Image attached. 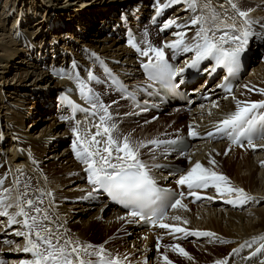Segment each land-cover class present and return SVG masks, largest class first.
Instances as JSON below:
<instances>
[{"label":"bare ground","instance_id":"bare-ground-1","mask_svg":"<svg viewBox=\"0 0 264 264\" xmlns=\"http://www.w3.org/2000/svg\"><path fill=\"white\" fill-rule=\"evenodd\" d=\"M11 1L12 2H9V6L12 9L9 7L8 10H5L7 13L5 14L4 21L2 20V18H4L2 17L3 14H0V133L3 137L1 139L0 136V164L2 165H0V177L3 174L8 176L3 183L0 193H3L5 188L11 190L7 194V203L13 204V207L7 209L8 213L11 215L17 211L15 207V198L18 193L25 192V184H27V196L24 197V199H32L35 206L45 210V212L42 213H35L31 211L30 208L26 207L25 210L29 211L30 215H36L42 220L43 215L46 214L49 219L46 221L42 220V222L50 227L54 233H59L65 238L79 240L81 243H90L93 245L104 244L110 255L121 258L127 256L129 264H149V262L153 264H166L163 256H167L168 260H170L171 256L169 255L156 256L154 260H147L148 262L142 261L145 256L151 254L149 253L151 250L149 248L150 241L156 240L155 237L159 235L164 236L163 242L165 243L169 242L170 236L189 238V243H182L184 248L188 247L190 251L196 248L199 251L200 255L198 256H193L189 252L188 255L191 259L183 256L182 260H184V262L181 261V258L176 259L175 257L177 255L174 253L175 251L171 250L172 252L170 251V255H172V258L175 260L174 264H214L216 260L225 257L228 258L229 264H261V262L264 261V253L257 254L255 257H251L250 254L264 242L257 239L255 243H253L254 237L264 235V206L257 208L259 204H264V164L261 163V161H264V147H260L264 145V141L262 143H253L257 146L255 149L249 148L247 146L248 144L243 147H234L236 148L235 152L241 155L240 161L243 162V168L248 172L246 173L247 175L242 178L236 176L237 181L240 183L239 188H243L246 193L254 197L253 200L247 201L244 204L234 205L227 203V200L234 199L235 197L231 198V195H235V193H224L221 195L217 193L215 187L209 192H200L197 191V189L200 188L189 190L186 185H182L184 195L179 199H181L182 204L186 205V207L171 208L163 221L164 223L187 229L189 232L210 231L215 233L216 237L194 235H187L185 237L183 233H174L171 229L160 228L156 224L147 231H139L133 223L130 222L134 220L132 217H128L125 211L117 208L115 204L107 202L106 199L102 200L103 203L101 206H95L88 202L84 203V201L76 200L77 198H82L81 193L85 191L91 193L93 189V185L88 183L87 174L83 173L85 165L77 160L73 151V141L76 139V136L73 134L72 129L76 126L72 125V121L73 119L77 121L79 118L77 115L71 116L68 114L64 120L56 121V114L53 113V115H51L50 113L52 111V99H54L57 92L61 90V88L57 87L63 84H68L72 87V85L74 86L75 80L72 79L71 83L67 81V78L71 79L70 76L54 79L45 70L46 64H44L42 65V70L46 72L52 81L48 80L46 79L44 71H36L39 67H32L31 63L19 59V57L26 58L24 55L26 51L35 49L36 52H39L42 50V54H45V58L42 60L43 64L46 63L48 55L46 51L49 49L52 50L54 56L53 66L61 63L64 66H68L74 63V55L83 62L84 59L88 58V55L95 54V59H103L115 70L121 71L122 74L127 72L124 78L128 79V84H134L136 81L139 82L137 77L134 78L140 74L139 65L137 64L138 59L142 57L144 60H148V58L138 55L140 53L137 51L133 52V49L130 48V45H128L125 39L124 31H121L123 25L117 28L116 24H114V20H116L114 18L118 17L120 11H122L123 14L133 15L132 19L136 15L141 14L136 19V21H140L147 10L153 8L154 12L152 13L150 21L151 24L153 17L156 15L155 9L157 0H79L77 6L73 5L77 0H64V3L60 0ZM101 1H105L103 2L104 5L98 7L97 10L88 11L86 13H80L79 10H77L79 7L83 6L86 8L87 5ZM160 2L163 3L164 0H160ZM233 2L238 5L240 10L248 11L250 18L256 21V23L252 25L253 31L264 32L261 31L258 26L256 27L257 23H259L260 26L264 23V0H233ZM123 3H125V5H122ZM197 3L198 6L195 11L188 9L187 5L183 2L179 3L181 5L174 4L169 7L172 10H170L166 18L167 20L176 19L179 24L187 25L183 30L187 32L188 41H191V38L195 35L199 27L198 25L194 26L190 24L191 19L195 16L204 15L209 17V22L206 26L214 27L210 19L209 10L204 7L205 4H210L219 14V18L215 22L216 24H219L220 21H225L228 24L235 21L237 27L242 25V20L238 17L236 11L232 9L229 0H197ZM115 8H118V10ZM169 8H166L157 18L159 22L157 36L150 37L149 42L151 44L160 40L159 31L166 19L163 22L161 20L164 18ZM3 11L2 13H5ZM116 11L119 12L118 15L113 16ZM14 12L16 13L14 14ZM52 12H54L57 17H55L57 19L55 23H53L54 16H51ZM69 12L74 14H71L73 16L70 21H66L64 17H68ZM188 13L189 17L187 16ZM47 20L50 21L48 28L45 26ZM59 22H61V25H57ZM125 23L131 25L130 22ZM22 28L26 29L21 30ZM41 28L42 33L34 36L33 32ZM16 30L17 32L14 33ZM178 30L179 29L176 27L170 28L165 38L166 41L175 39L176 37L173 36V32ZM258 32L254 33L257 35L259 34ZM96 33L101 35L95 37L94 35ZM118 33L121 34L118 35ZM137 34L139 36L138 43L141 46L140 41L143 39L144 33L139 32ZM219 34L221 33L218 32L217 35ZM66 35L68 38L65 37ZM110 35H112V37ZM74 37H76V39ZM73 40H76V43H74ZM8 42L9 44L11 43V46H8L9 48L6 47V45H9ZM257 42L258 40L254 38V36L251 37L246 50L247 54H243L248 64L253 63L250 65V80H248L250 83L239 85L233 94H217L216 91L213 92V87H215L214 82L212 85L207 84L203 87L204 82L207 81L205 75L208 74V72H206L204 80L200 82H196L197 80H195L194 87L192 86L188 89H192L193 92L202 89L203 93L204 89H209L206 93L213 96L210 102H206L202 99L199 103L195 100L194 102L196 103H192L193 107L189 111H184L183 106L175 105L171 107L172 109L169 113L160 115L159 119H169L173 121V123L174 121L176 122L180 119L184 120L185 118L184 121L182 120L185 125L184 128L178 127L169 130L183 129L184 131H189V127L191 126L198 135L190 139L192 145L189 151L187 149L183 155L171 154L172 151H167V155L166 152H158L155 150H153L154 152H150L149 156L144 159L148 165L158 162H172L183 165L185 160L187 162L186 170L177 176L171 177L165 172H162L161 168H158L157 171L151 168L150 171L153 176L157 177V179H161L167 185H174L179 177L184 175L197 161L205 168L209 167V169H212L209 165V160L211 159L214 160L215 163H218L216 160L217 154L221 151L224 152V149L228 146L230 148L231 145L226 142L214 143L212 141L200 139L203 136L205 137L207 132L215 129L219 122L228 114L236 110V101L249 100L247 96H242V91L240 89L242 86L245 88V85H247L248 88H245L247 91H249V88L254 91L253 89H257L258 86L264 88V56L258 55L257 52H254L253 48H251V44ZM61 43H65L61 46L62 48L60 47ZM49 44L52 46H49ZM162 46L163 45L160 43L154 45V47ZM87 48L93 51L89 53L87 52ZM58 53H62V55H59L57 58ZM165 53L166 55H171L172 50L166 48ZM194 55V52H180L176 55L175 61L181 56L179 61L184 58L182 63L185 64V62L190 61ZM252 57H254L253 62ZM169 59L171 60V58ZM60 60H62V62H59ZM30 61L33 62L34 65L39 64L35 59H31ZM35 62L37 64H35ZM89 62H93V60ZM203 63L204 61L201 62V65ZM207 63L205 64H207V68L210 69L212 63ZM204 65H202V67L206 66ZM16 69L23 70V72L15 73L14 71ZM245 70L246 67L244 66V71ZM194 73H196L195 68H185V71L182 73L181 82L184 83L187 80V84L179 87L186 89ZM240 76L242 77V73ZM174 79L178 80L179 78L177 76L174 77ZM140 81H143V79H140ZM144 81L146 80L144 79ZM25 90H31L32 92L36 91L39 93V97L30 96V93L24 92ZM52 90H56L53 96L49 93V91L52 92ZM42 93L49 94L45 96L42 95ZM12 95L14 96L12 97ZM233 97H235V99H233ZM105 98L106 101L110 103L111 107L117 109V112L123 111V108L118 106L119 103L114 104L110 100L108 91L105 94ZM121 98L125 100L123 96H121ZM263 98L264 96L249 101H258ZM146 102L150 103L151 101L147 100ZM174 102H176V100H174ZM126 103V107L133 110L135 109L134 112H131L135 115L128 113L126 117H120V115L111 116L112 120L110 123H115V121L126 123L122 126L124 130H126L125 136H129L132 140L133 135L130 136L128 134L127 124L134 122L136 118H146L150 111L140 109L129 102ZM214 103L217 105L216 107H213ZM88 106L91 107L90 104H88ZM135 107L140 109V111ZM261 110L262 109H260V111ZM98 111L101 115L103 114L100 110ZM42 115L43 118H40L42 124L39 126L36 121L38 117ZM141 115L143 116L140 117ZM130 117L134 119L129 120ZM28 118H31L28 121L29 124L27 122ZM81 119L88 124L79 123L81 135L87 138L89 134H95L97 131L95 125L99 123V117H96L97 120L93 123H89V120L85 117H81ZM26 123L28 124L27 127H25ZM157 131L155 134L151 133L145 135V138L150 139L153 134L157 136L168 130L161 129ZM12 134H14L15 137L20 135L21 144L18 146L16 144L14 146ZM118 134L121 137H119ZM114 137L122 140L124 134H122L121 127L117 128L114 132ZM97 139L103 141L106 138L101 136L97 137ZM154 139L159 140V138ZM193 139H196V141L193 142ZM68 140L70 144L67 148H64L62 152L55 150L59 144L64 141L67 142ZM26 144L30 145V150H26ZM100 147H103V144H101ZM46 148L49 150L48 153H46ZM245 149L253 152L252 159L245 156L244 153L246 152H243ZM31 153L32 155H29ZM5 155L6 158L2 160ZM27 155L33 157L30 159V165H26L27 161L24 159V156L26 158ZM70 155H72L73 158H71ZM62 160H65L66 166H60L59 169L54 170V164H61ZM231 160L232 157H228L222 163H226L227 166ZM258 164H261V169L256 168ZM238 165L240 164L238 163ZM21 171L24 172L21 173ZM256 172H259L258 177L256 176ZM9 175L12 176V181H10ZM17 179H19L20 183L14 185V181ZM261 183L263 184L261 185ZM188 191L195 192L199 196H202L201 200L204 201L195 206L193 205L195 198H192L191 203H189L186 200V196L189 193ZM49 192H51L50 196L47 195ZM96 192L99 193L98 190ZM209 197L212 199H209ZM41 200L43 201L42 204L40 203ZM219 204H221L220 207H218ZM242 205L246 207L244 211L239 209ZM194 207H196V210L192 211L191 209ZM0 211H3L2 207H0ZM106 211H109V213H104ZM192 212L194 213L192 214ZM174 216H179L181 219L174 220L172 219ZM119 217H125L126 219L121 220ZM16 219L22 221L24 218L18 216ZM184 221H187V223H184ZM100 230L104 233V238L101 240L102 242H90L92 241V235H101ZM17 231H27V229L23 227L22 223L9 225L8 217L0 215V259L4 261V264H19L21 260L31 259L30 253L22 251L25 240L24 237L15 235ZM154 231L158 232L157 236L150 237ZM110 233H118L119 239L117 241L108 242L107 236ZM139 233H143L141 235L143 236V242L141 244ZM221 239L227 242L220 243ZM105 241H107V244H105ZM245 242H248L251 247L241 248L240 246L245 244ZM144 248L147 250L143 251ZM233 248H240V251L233 256H229ZM90 259H95V257H91Z\"/></svg>","mask_w":264,"mask_h":264},{"label":"snow or ice","instance_id":"snow-or-ice-1","mask_svg":"<svg viewBox=\"0 0 264 264\" xmlns=\"http://www.w3.org/2000/svg\"><path fill=\"white\" fill-rule=\"evenodd\" d=\"M185 3L188 9L195 11L198 3L197 0H164L163 3L157 0L156 15L160 16L166 8L174 4ZM229 3L242 20V25L237 27L235 21L228 24L225 21H220L219 24L215 22L219 18V14L211 7L210 4H205V8L209 10L210 19L214 27L206 26L209 22V17L204 15L195 16L191 19V25H198L195 35L191 41L187 39V32L183 29L187 25L179 24L176 19H168L161 27L163 32L166 29L176 27L178 31L173 32L176 37L173 40L166 41L162 47H154L148 44L146 48H141L134 38H130L128 43L141 56L147 57V63L142 67L147 70L150 80H159L165 83L166 87H176L170 85L169 82L173 77H177L185 71V68H198L202 61L211 59L215 63L211 69H205V72H215L216 68L223 66L227 68L230 74L238 71L241 64V57L246 52L249 40L256 35L252 29V25L256 23L250 18L248 11H242L238 5L229 0ZM155 20V17H153ZM220 32L221 34L217 35ZM171 49L173 52V59L180 52L188 53L194 52L195 55L190 61L185 62L184 68H175L169 63L165 49ZM94 74L89 71L88 80H95ZM228 77L225 78L227 81ZM113 83L118 81L113 79ZM81 92H85V85L79 82ZM224 87L229 93L232 91V85L225 83L218 85ZM245 88H248L245 85ZM249 91L252 89L249 88ZM126 91V90H125ZM261 94H264V88L257 89ZM85 98L91 102L93 114L95 110L99 109L103 114L99 116V123L95 125L97 131L95 134H89L86 138L81 135L79 130V122L77 126L72 129L76 139L73 141V151L77 160L85 165V172L87 173L88 183L93 185V191L103 190L109 194L113 199L131 210L128 212V217H140L141 219H149L153 224L160 228L171 229L174 233H183L194 236L216 237V234L210 231H192L180 228L178 226L164 223L168 207L170 190L160 188L156 181L150 174L151 168H161L163 165L153 164L148 165L140 158V149L148 145H163L176 144L177 141H163V140H149L145 142L133 143L129 136H124L123 139L114 137V132L117 130L115 123H110L112 117L106 106L102 101H99L98 96L92 94L91 89H87ZM235 99V97H233ZM115 103V102H114ZM217 105L214 103L213 107ZM257 109H264V100L260 101H236V110L228 114L223 120L219 122L215 129V135L227 137L232 144L243 147L242 140L247 139L249 148L255 149L257 146L253 144V135L256 133L257 126L262 129L261 135H264V113L257 115ZM144 110H147L146 108ZM87 111V109H84ZM189 136H196L198 133L190 126ZM213 132H209L208 136H213ZM105 137L103 141L97 137ZM103 144V147L100 145ZM260 147H264L261 145ZM227 154V153H225ZM210 164H215L214 160H209ZM264 164V161H261ZM19 171V170H18ZM3 179H0V185H3ZM20 183L19 179L14 181V185ZM177 185H186L189 190L193 188H208L215 187L217 193L223 195L224 193H235L234 199H228L230 204H244L247 201L253 200L254 197L244 191L243 188L231 186L229 178L223 174L205 168L199 161H197L184 175H181L176 181ZM27 187L25 184V192L18 193L15 198V207L17 211L14 214H9L7 209L13 207V204L7 203V194L11 191L8 188L0 193V215L8 217V224L22 223L27 231H17L15 235L24 237L25 243L22 251L31 254V259H24L19 264H129L127 256L118 257L110 255L104 244L93 245L90 243H81L79 240L65 238L59 233H54L53 230L46 226L42 220H48V215H43L42 220L36 215H30L26 211V207L30 208L35 213L45 212L41 207H37L32 199H24L27 196ZM51 195V192L47 193ZM92 193H88L91 196ZM184 194L180 193L182 197ZM188 195H199L195 192L189 191ZM209 199H212L209 197ZM42 204L43 201L41 200ZM171 208L186 207L182 204L181 199H175L171 203ZM150 212L151 216L146 213ZM23 217L22 221H18L16 217ZM125 220V217H119ZM174 220H180L179 216L172 217ZM187 223V221H184ZM259 239L264 241V235L253 238V243ZM227 241L221 239L220 243ZM107 244V241H105ZM160 245L157 243V249ZM173 251L191 259L188 253L180 247L179 244L170 246ZM251 247L248 242L240 246ZM21 250V249H17ZM240 248H233L229 256L239 253ZM264 253V242L260 247L256 248L250 255L255 257L257 254ZM89 257H95L90 259ZM250 258V257H249ZM166 264H172L167 256H163ZM214 264H229L228 258L218 259ZM264 264V261L261 262Z\"/></svg>","mask_w":264,"mask_h":264},{"label":"rangeland","instance_id":"rangeland-1","mask_svg":"<svg viewBox=\"0 0 264 264\" xmlns=\"http://www.w3.org/2000/svg\"><path fill=\"white\" fill-rule=\"evenodd\" d=\"M62 3H64V0H60ZM79 0H77L73 5L74 6H77L78 5V2ZM89 1V0H88ZM130 1H133V0H130ZM3 2V3H2ZM9 2H12L11 0H1V2H0V14H3L2 15V17H4V18H2V20L4 21L5 20V14L7 13L5 10H8L9 9V5H10V3ZM103 2H105V1H103ZM102 1L101 2H96V3H92V4H90V5H87L86 6V8H84L83 6L82 7H79V8H77V10H79V12L80 13H86V12H88V11H94V10H97V8L98 7H101V6H103L104 5V3H103ZM5 5H6V7H8V8H6L5 7ZM122 5H125V3H123ZM2 6V7H1ZM47 7V6H46ZM11 8V7H10ZM12 9V8H11ZM11 9H10V11H11ZM116 10H118V8H115ZM4 10V11H3ZM16 10H17V8H16ZM104 10H106V9H104ZM151 10H153V8H151V9H148L147 10V12L145 13V15L141 18V21H144L145 20V18H147L146 16H149L150 15V12H151ZM2 11L3 12H5V13H2ZM14 11H15V9H14ZM55 12V11H54ZM54 12H52L51 13V16L53 15L54 16V22L53 23H55L56 21H57V17H56V14L54 13ZM16 12H14V14H15ZM118 13L119 12H115V14H114V16H117L118 15ZM71 14H74V13H71V12H69L68 13V17H64L65 18V20L66 21H70L71 20V18H72V16L73 15H71ZM167 16H168V14H166L165 16H164V18L161 20L162 22L167 18ZM1 17V16H0ZM56 17V18H55ZM46 18V17H45ZM40 21L42 22V20L40 19ZM162 22H160V23H162ZM46 25L45 26H47V28L49 27V25H50V21L49 20H47L46 22ZM52 23V24H53ZM61 25V22H59L57 25ZM41 25H42V23H41ZM43 25V26H44ZM160 25V24H159ZM260 27V25H259V23H257L256 24V27ZM21 27V26H20ZM26 28H22L21 30H25ZM77 29V28H76ZM31 30V29H30ZM32 31V30H31ZM34 31V30H33ZM77 31H78V29H77ZM40 33H42V28L40 29V30H36L35 32H33V34H34V36H37V35H39ZM162 33V37H163V39H165L166 38V36H167V33H168V30H165L164 32H161ZM8 35V34H7ZM101 34H98V33H96L94 36L95 37H99ZM111 37H112V35H110ZM157 36V35H156ZM150 37V36H149ZM75 39H76V37H74ZM150 39V38H149ZM74 41V43H76V40H73ZM121 41H122V39H121ZM8 44H9V42H8ZM65 43H61V45H60V47L62 46V45H64ZM8 46H11V43L9 44V45H6V47H8ZM5 48V47H4ZM9 48V47H8ZM62 48V47H61ZM6 49V48H5ZM256 52H257V50H255ZM257 54H258V52H257ZM260 54V56H264V54H262V53H259ZM16 57V56H15ZM19 59L21 60V61H27L28 63H31V66L33 67V66H37V67H39L38 65H34L33 64V62H31L30 60H27V58H23V57H19ZM12 60H13V58H12ZM11 60V61H12ZM36 60V59H35ZM37 61V60H36ZM38 63V62H37ZM36 62H35V64H37ZM13 65H15V64H13ZM16 66V65H15ZM40 70V68H38V69H36V71H39ZM250 70H251V67L249 66V65H247V67H246V70L244 71V73H242V77H243V81H242V83H239V85H241V84H247L249 81L248 80H250ZM41 71H44V70H41ZM15 73H22L23 72V70H18V69H16L15 71H14ZM45 72V71H44ZM45 74H46V72H45ZM137 77V79H139V81H140V76H135L134 78H136ZM46 79H48V80H51L49 77H48V75L46 74ZM200 80H201V78H197V81L196 82H200ZM52 81V80H51ZM144 81H142L141 83H143ZM250 83V82H249ZM194 85H195V82H193V83H191L190 85H188L186 88L188 89V88H190V87H194ZM238 85V86H239ZM238 86L236 87V89L238 88ZM258 86V85H257ZM260 88H263V87H260V86H258V88L257 89H260ZM241 89V91H242V96H247V98L249 99V100H256V99H259V98H261L262 97V95L263 94H261L259 91H256L257 89H253L254 91H247L245 88H243V86L240 88ZM19 90H21V89H19ZM55 91L56 90H52V92L51 91H49V93H51V96H53V95H55ZM24 92H26V93H30L29 95L30 96H36V97H39V93H37L36 91H34V92H32L31 90L30 91H28V90H25ZM49 93H42V95H48ZM112 92H109V95L111 94ZM14 95H12V97H13ZM115 99H116V101H114L113 103L114 104H116V103H119V105L118 106H120L121 108H123V110L124 111H122V112H117V109H115V108H113V107H111V106H109L110 105V103H107V106H108V111L111 113V114H113V116H119L120 115V117H126L127 116V114L129 113V114H134V113H131V112H134L135 111V109L133 110V109H130L129 107H126L124 104H125V102L124 101H120L119 99H118V97H116L115 96ZM249 100H247V101H249ZM239 101H241V100H239ZM210 102V101H209ZM129 104V103H128ZM41 106V105H40ZM42 108V107H41ZM136 108V107H135ZM53 109H54V107H52L51 108V110L53 111ZM137 110H139L140 111V109H138V108H136ZM171 109L172 108H170V110H168V107H165V108H163V110H162V112H161V114L160 113H158V114H154V112H149V114H148V116L146 117V118H143V119H140V118H136V119H134V118H132V117H130V119L129 120H132V119H134V122H132V123H130V124H127V127H128V134L131 136V135H133V137H132V141H133V143H137V142H145V143H147V141H149V140H152V139H154V138H161V137H172V134H174L173 133V130H169V129H174V128H178V127H181V128H184L185 127V125H184V120H185V118H184V120L183 119H180V120H178V121H174V123H173V121H170L169 119H164L163 120V118L162 119H159L160 118V115H162V114H166V113H169L170 111H171ZM184 109V108H183ZM50 112L51 113V115H53V112ZM184 111H185V109H184ZM135 115V114H134ZM143 115H141L140 117H142ZM40 118H43V115L42 116H40V117H38V119H37V121L36 122H38V125L40 126L41 124H42V122L40 121ZM31 118H28V120H27V122L30 120ZM39 120V121H38ZM158 120V121H157ZM183 120V121H182ZM36 122H34V123H36ZM28 124H29V122H28ZM27 123H26V125H25V127H27V125H28ZM115 124L117 125V128H120L121 127V131H122V134H124V136H125V132H126V130H124V127H122L124 124H126V123H121V122H118V121H115ZM161 129H165V130H168V131H165V132H162V133H160V134H158L157 136H154V134H155V132L157 131V130H161ZM35 131H38V130H35ZM158 132V131H157ZM151 133H154L153 135H152V137L150 138V139H148V138H145V135H148V134H151ZM120 134V133H119ZM118 134V136L119 137H121L120 135ZM141 134H142V136H141ZM141 136V137H140ZM144 137V138H143ZM123 139V138H122ZM194 141H196V139H193V142ZM69 144H70V142H69V140L66 142V141H64L63 143H61V144H59L56 148H55V150L56 151H58V152H62V150H64V148H67L68 146H69ZM154 147L152 146V145H148L147 147H144V148H141V150H140V155L143 157V156H145V157H147V156H149V154H150V152H151V150L153 149ZM48 148H46V153H48ZM236 151V148H234V149H229L228 147H226V149H224V152H220V153H218L217 154V156H216V160H217V162L218 163H215V164H210L209 163V165L212 167V171H215V172H219V173H222V174H225V175H227V177L229 178V181L231 182V186H233V187H239L240 186V183L237 181V179H236V176H239V177H244L245 175H247L246 173H248L247 171H245V169L243 168V162L242 161H240L241 160V155L239 154V153H237V152H235ZM243 152H246V153H244L245 154V156H247L249 159H252V157H253V152L251 151V150H246L245 149V151H243ZM251 152V153H250ZM225 153H227V154H225ZM70 157L71 158H73V156L72 155H70ZM230 158V157H232V160H231V162L229 163V164H227V166H226V163L224 164V163H222V162H224L225 161V159L226 158ZM220 162H221V164H220ZM238 163L240 164V165H238ZM187 164V163H186ZM217 164H220V165H217ZM60 166H66L65 165V160H62V162H61V164H54V166H53V169L54 170H57V169H59L60 168ZM209 168V167H208ZM241 168V169H240ZM256 168H258V169H261L262 167H261V164H258V166L256 167ZM258 174H259V172H256V176L258 177ZM258 179V178H257ZM263 183H261V185H262ZM263 186H264V184H263ZM213 188L214 187H208V189L207 188H200V189H197V191H200V192H209L211 189L213 190ZM193 191H196V190H193ZM189 192V191H188ZM187 193V192H186ZM200 197V199H198V200H201L202 199V196H199ZM235 197V195H231V198H234ZM41 198V197H40ZM192 198H195V199H197L195 196H192L191 197V199ZM186 200H187V198H186ZM188 202H190V201H188ZM195 202V201H194ZM202 201H200V202H197L196 204H195V206L196 205H199L200 203H201ZM85 203V202H84ZM91 204H93V205H95V206H101L102 204L101 203H91ZM221 206V204H219L218 205V207H220ZM244 205H242V206H240V208L239 209H241L242 211H244L245 210V208L246 207H243ZM256 206H257V204H256ZM262 206H264V204L262 203V204H259L258 205V207L257 208H260V207H262ZM243 207V208H242ZM111 209V208H110ZM113 210V209H112ZM192 211H194V210H196V207H194L193 209H191ZM104 213H109V211H106V212H104ZM194 212H192V214H193ZM103 214V213H102ZM84 215H87V214H84ZM106 215V214H105ZM193 216V215H192ZM192 221V220H191ZM100 233H101V235L100 236H96V235H92L91 237H92V241H90V242H92V243H98V242H102L101 240L104 238V233L102 232V230H100ZM153 234L152 235H150V237L152 236H157V231H154V232H152ZM161 234H163V233H161ZM90 237V238H91ZM108 242H110V241H117L118 239H119V237H118V233L117 234H109L108 236ZM2 238V237H1ZM139 238H140V244L143 242L142 241V239H143V236H139ZM156 238V240L157 241H155V240H152V241H150V243H149V248L151 249L150 251H149V253H151L150 255H148V256H145V258H143V260L142 261H147V260H154L155 259V257L156 256H163V255H169V256H171V258H170V260L172 261V264H174V258H172V255H170L171 254V250H172V248H167V245H168V242H166V243H164L162 246H161V243H163V241H164V236L163 235H159V236H157V237H155ZM182 239V240H179V241H177L178 242V244L179 245H181L180 247L181 248H183L185 251H188L187 253H191L193 256H198V255H200L199 254V251L195 248V249H193L192 251H190V250H188V247L186 248H184V246H183V242L184 243H189L188 241H190V239L189 238H183V237H177L176 236V239ZM176 239L175 238H173V240H174V242H172L171 240H170V243L169 244H171V243H176L175 241H176ZM157 243H159V245L161 246V247H159V249H157ZM185 245V244H184ZM197 248H199V247H197ZM147 249H143V251H146ZM171 251V252H170ZM142 253H144V252H142ZM177 256L175 257L176 259H179V258H181V261H184V260H182V257H183V255H181V254H179L177 251H175L174 252ZM14 256V255H13ZM148 262V261H147ZM185 262V261H184ZM149 264H153L152 262L150 263L149 262Z\"/></svg>","mask_w":264,"mask_h":264}]
</instances>
